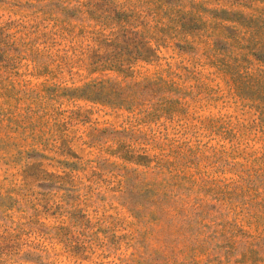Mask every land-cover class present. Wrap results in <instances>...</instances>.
I'll return each mask as SVG.
<instances>
[{
	"label": "rangeland",
	"instance_id": "374dc122",
	"mask_svg": "<svg viewBox=\"0 0 264 264\" xmlns=\"http://www.w3.org/2000/svg\"><path fill=\"white\" fill-rule=\"evenodd\" d=\"M55 1L0 0V264H264V95L238 88L264 66L223 12L261 0ZM158 76L144 107L84 97Z\"/></svg>",
	"mask_w": 264,
	"mask_h": 264
},
{
	"label": "trees",
	"instance_id": "16d2710c",
	"mask_svg": "<svg viewBox=\"0 0 264 264\" xmlns=\"http://www.w3.org/2000/svg\"><path fill=\"white\" fill-rule=\"evenodd\" d=\"M55 2L65 3V1L62 0ZM234 5L235 4H233V6ZM241 6L245 7V10H224L223 12L240 16L242 20L248 24V27L252 29V39L255 41L252 42L250 47V50L253 51L251 56L258 62V64L264 66V0L252 2L250 5L246 6L242 4ZM89 7V2L78 1V3L74 5H72L71 2H68L67 5L60 6V10L62 14L70 12L77 14L80 19H82V22L85 23L86 18H88L90 14ZM123 16H125V18L119 19V16L113 21V31L111 35L116 40L121 37L127 38L129 35H139V32L134 29L140 26L145 27V16H142L141 14L137 15L134 12H131L130 14L125 13ZM221 41L222 38L219 36L214 41V45H218ZM151 50L153 57L157 60L159 58V47L157 46L155 49L151 48ZM143 59L144 62L149 61L147 58ZM220 63L221 64L219 65L222 71L225 73H231V66H229V64H225L223 62ZM237 75L238 77L236 78V83H238L242 77L240 72H238ZM246 75L249 78L248 84L245 86L239 84L238 88L248 91L256 89L257 92H263L264 95V87H262V83L264 81V69L258 68V70H253V68H250L246 70ZM167 76L170 75L168 74ZM168 83L169 81L163 76H158L153 79H145L143 82L131 83L128 87H123L122 82H114L113 86H107L106 81H101L100 84L86 85L85 89H88V94L84 97L91 101L100 100V102H114L116 105L117 103L118 105H123L127 100H132V102L135 103H138L139 101L141 102L139 105L144 107L145 101L149 100L148 98H151L152 96L158 95L159 92L162 91L163 87L167 86Z\"/></svg>",
	"mask_w": 264,
	"mask_h": 264
}]
</instances>
